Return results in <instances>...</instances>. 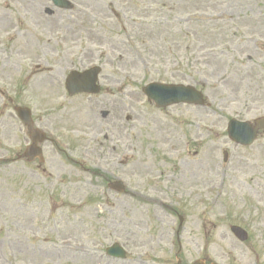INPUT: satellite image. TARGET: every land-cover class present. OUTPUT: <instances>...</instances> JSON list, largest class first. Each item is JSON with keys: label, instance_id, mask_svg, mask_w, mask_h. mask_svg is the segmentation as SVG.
<instances>
[{"label": "rangeland", "instance_id": "obj_1", "mask_svg": "<svg viewBox=\"0 0 264 264\" xmlns=\"http://www.w3.org/2000/svg\"><path fill=\"white\" fill-rule=\"evenodd\" d=\"M68 1L0 0V264H264V131L248 148L227 133L264 117V0ZM93 67L102 92L70 97L69 73ZM150 83L194 86L206 106L157 109ZM17 107L47 136L42 163L18 160L30 140ZM77 218L89 251L55 250ZM116 243L126 259L107 257Z\"/></svg>", "mask_w": 264, "mask_h": 264}, {"label": "water", "instance_id": "obj_2", "mask_svg": "<svg viewBox=\"0 0 264 264\" xmlns=\"http://www.w3.org/2000/svg\"><path fill=\"white\" fill-rule=\"evenodd\" d=\"M54 4L62 9H71V4L66 0H52ZM99 69H94L84 74L73 73L67 80V89L71 95L79 93L97 94L100 89L96 86L97 75ZM144 93L147 95L150 101H153L158 108H167L175 104H189L196 106H204L205 101L203 95L191 86H175L164 84H150L144 89ZM20 119L28 126L31 134L33 145L30 146L25 153L24 157H28L30 162L39 158L43 161L41 149L37 146L45 140V136L35 131L31 120V112L28 109L17 110ZM107 116V113H105ZM255 127L250 123H240L232 120L229 123V135L236 143L249 146L257 138L259 130L264 129V118H261L255 122ZM227 158V155H226ZM112 189L123 192L124 187L120 183H114L110 186ZM232 232L240 241H246L248 235L245 231L238 227H233ZM109 255L115 257L124 258V251L118 246L108 250ZM194 264H205L204 262H196Z\"/></svg>", "mask_w": 264, "mask_h": 264}, {"label": "bare ground", "instance_id": "obj_3", "mask_svg": "<svg viewBox=\"0 0 264 264\" xmlns=\"http://www.w3.org/2000/svg\"><path fill=\"white\" fill-rule=\"evenodd\" d=\"M32 1L35 2V0H32ZM78 13L79 14H86V11L78 10ZM9 21H10V19L8 17V12L6 10L0 11V24L9 25L10 24ZM58 74H59V69H56L54 71H51L48 76H49V78L50 77L57 78ZM35 83L37 84V81ZM37 86H39V85H37ZM87 110L91 116L89 122L92 125H94L96 135H98L100 132H102V128H101L100 124L97 122L98 117L96 118V111L98 114V108L95 106H89L88 105ZM140 167H141L140 170H149V166L147 164L144 166L140 165ZM202 174H203V170L201 169V171L199 172V175L201 176ZM177 180L179 183H182L184 186H186L188 184L185 173H182V175H180L179 179H177ZM146 200L148 202L153 203L156 208L164 205L162 198H159V197L151 198V197L147 196ZM60 222L66 224L70 228L68 229L67 232H65V231L62 232L63 235L58 240V243L55 245V250L60 251V252H68L72 255H78V254L81 255L83 252L89 251V249L85 246L86 244L83 241L75 240L73 238V234L69 232V230L71 228H77L79 230V232L80 231L82 232L85 228L84 221L77 218V219H74L72 221L61 220ZM120 224L121 225L119 227L122 228V231H127L128 233H131V234H133V236L136 237L135 231H134L131 223L130 224L120 223ZM164 236H165V234H164V231L162 230L160 232L159 239L162 240L164 238ZM16 239L17 238L14 237V240H16ZM47 248L50 249L48 246H47ZM90 256L93 257L92 255H90Z\"/></svg>", "mask_w": 264, "mask_h": 264}]
</instances>
